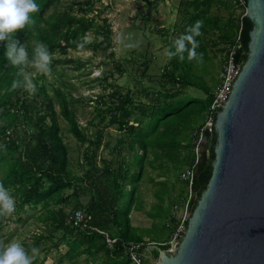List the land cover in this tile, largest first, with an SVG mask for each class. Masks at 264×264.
Here are the masks:
<instances>
[{
	"label": "trees",
	"instance_id": "trees-1",
	"mask_svg": "<svg viewBox=\"0 0 264 264\" xmlns=\"http://www.w3.org/2000/svg\"><path fill=\"white\" fill-rule=\"evenodd\" d=\"M94 2L36 0L40 6V12L33 16L34 27L18 31L15 38L21 43L26 42L30 58L33 54V42L37 40L44 42L50 52L56 53L51 65V68L55 70H58L56 69L58 64L65 66L73 61L68 56L70 50H80L74 41H79L91 31L95 32L96 37L85 48L107 50L113 29L107 22L102 25L96 21L94 15L90 16V13L94 11ZM214 2L215 0H182L179 13L183 25L180 27L178 37L195 21L203 20L201 31L204 35L197 38L200 44L197 52L204 54L205 61L207 51L204 38L206 33L219 34L218 39L229 45V53L230 47L236 44L237 35L241 29V46L236 48L234 57L236 62L243 65L248 57L249 32L253 25L246 16L240 18L239 15L236 17L237 20H234L233 12L228 19L215 15L209 16ZM231 2L235 6V0ZM76 6H79V9L74 11ZM233 11L236 10L233 9ZM99 37H102V41ZM173 41L169 42V48ZM214 44H217V41ZM4 50V45L0 44V110L5 108L2 113L0 111V116L4 119V123L0 125V141H3V148L8 150L12 158L5 162L2 157L6 163V169L0 177V182L10 190L11 195L17 197L20 211L26 207H40L45 211L40 219L51 228V231L39 234L35 242L53 238L60 232L59 242L68 246L63 258L73 260L87 254L94 258L90 264H132L126 253L125 245L132 240L144 241L143 236L135 233L131 212L137 199L138 184L143 176L145 161L150 153L153 155L151 162L163 161V157L172 160V146L181 142L178 138L181 125L175 121L173 116L180 114L188 102L198 99L192 97L184 101L179 91L158 90L153 92L149 95L150 99L152 95H158L165 102L160 106L153 104L148 107L145 112L148 119L145 125L141 126L140 123L129 124V118L133 113L131 106L134 105L131 95L127 94L124 98L119 97L113 107L101 112L107 114L114 111V114L110 116V122L117 123L119 129L124 132L126 139L122 140L121 144L128 142L130 149L134 152L133 166L137 170L128 176L125 174L127 162L119 160L116 167L114 161H106L102 171L94 169L95 163H90L87 171L80 176L70 168V152L62 135L59 115L62 114L65 117L71 132L82 144L89 142L91 145L99 146L102 132L96 140H90L88 133L80 127L76 109L66 93L60 87L55 88L60 105L59 114L52 98L47 95L46 86L38 85L37 79L34 80L37 86L35 99L39 102V109L37 110L38 117L33 118V104L28 102L29 92L24 89H11L17 70L8 65ZM195 67L199 70L204 69V66L200 68L195 60L189 61L186 53L183 61L178 58L169 60V64L163 69L162 77L165 79L163 84L201 88L206 92L210 105L214 94L213 88L201 74L197 73ZM38 92L43 93L46 99H43ZM13 98L14 101H12ZM19 125L22 126L20 134H17L16 138L6 140L7 131L12 129L16 132L18 130L16 126ZM206 137L208 141L203 142L196 166L192 211L212 174L214 131H207ZM86 155L85 161L89 162L92 156H88V153ZM195 157L193 156L191 160L187 155L180 157L179 164L175 168L180 169L183 164L194 163ZM74 187L75 192L72 195H65L66 189ZM82 193L90 195L85 206L80 202L68 210L63 206L70 202L72 196L77 195V198H80ZM80 208L85 212V217L82 226H77L74 224V216ZM170 217V211H167V219ZM107 238L116 239L113 246L108 244ZM149 241L161 242L154 239ZM58 244L54 245L58 246ZM163 248L166 247L163 246ZM99 252H104L105 257L97 261L95 256ZM152 254L158 257L157 251L153 250Z\"/></svg>",
	"mask_w": 264,
	"mask_h": 264
},
{
	"label": "rangeland",
	"instance_id": "rangeland-1",
	"mask_svg": "<svg viewBox=\"0 0 264 264\" xmlns=\"http://www.w3.org/2000/svg\"><path fill=\"white\" fill-rule=\"evenodd\" d=\"M80 1L84 3L86 0ZM88 1H95L94 11L90 13V16L94 15L96 21L102 25L107 22L113 29L108 49L70 50L68 56L73 61L65 66L58 64L56 66L58 70L52 68L51 77L36 73L34 69H28V71L33 73L34 84H36L34 80L37 79L38 85L46 86L47 95L52 98L59 114L60 105L55 88L60 87L66 93L76 109L80 127L88 133L90 140H96L102 132L99 146L91 145L89 142L82 144L71 132L65 117L62 114L59 115L62 135L70 152V168L80 176L87 171L90 163H95L94 169L102 171L106 161H114L116 167L119 160L127 162L125 174L128 176L137 170L133 166L134 152L130 149L128 142L121 144V141L126 139L124 132L119 129L117 123L110 122V116L114 114V111L107 114L101 112L113 107L119 97L124 98L127 94L131 95L134 105L131 106L133 113L129 118V124L140 123L141 126H144L148 119L145 115L146 109L153 104L160 106L165 102L158 95H152L150 99L149 95L153 92L158 90L179 91L184 101L192 97L198 99L188 102L180 114L173 116L175 121L181 125L178 131V138L181 142L172 146V160L163 157V161L151 162L152 153L146 159L143 176L138 184L137 199L131 212L132 225L136 234L143 236L147 241L153 239L165 241L171 237L176 228L175 222L170 218L167 219V211H170V214L172 210L177 211L174 205L179 204L180 206L182 198L188 192L186 184L179 178L187 164H183L180 169H176L175 166L179 164L180 157L187 155L191 160L195 156L193 135L196 127L205 122L209 108L207 94L203 89L190 86L179 87L170 83L163 84L165 83L162 77L163 69L169 64L165 50L169 49V42L178 37L180 27L183 25L179 13L182 0ZM78 9L79 6H76L74 11ZM233 9L235 6L231 0H215L209 16L215 15L228 19L233 12V19L237 20L236 17L239 15ZM121 34L130 35L132 38L131 41L125 40L124 43L139 42V46L133 49L125 48L118 40ZM88 35L91 41L96 37L93 31ZM217 35L219 34L206 33L204 42L207 55L204 63L199 64V67L204 66V69L194 68L210 84L214 92L221 82L229 48V45L218 39ZM99 40L102 41V37H99ZM215 41L217 44H214ZM39 94L46 99L43 93ZM35 98L36 93L34 95L29 93L28 102L33 104V118L36 119L39 102ZM169 100L170 98L167 102ZM4 109V107L1 108V113ZM103 117L105 119L102 120ZM3 123L4 119L0 116V125ZM16 127L18 130L10 131V135L5 137L6 140L16 138L17 134H20L22 126ZM87 153L88 156H92L89 162L85 161ZM2 157L5 162L12 158L8 150L3 148L1 140L0 177L6 169V163ZM126 188L129 189V187ZM74 192L75 187L66 189L64 193L72 195ZM12 196L16 201L15 211L10 217L0 218V240L6 244L10 241L20 242L29 255H32L31 249H38L33 264H90L93 261L94 258L87 254L73 260L63 258L68 246L59 242L60 232L53 238L35 242L39 234L51 231V228L40 219L45 211L40 207H26L20 211L17 197ZM89 199V193H82L80 198H77V195L72 196L70 202L63 206L67 210L79 202L85 206ZM79 210L85 214L82 208ZM55 243H59L58 246H55ZM104 257V252H99L95 259L99 261Z\"/></svg>",
	"mask_w": 264,
	"mask_h": 264
},
{
	"label": "water",
	"instance_id": "water-1",
	"mask_svg": "<svg viewBox=\"0 0 264 264\" xmlns=\"http://www.w3.org/2000/svg\"><path fill=\"white\" fill-rule=\"evenodd\" d=\"M246 17L248 57L217 109L211 177L176 251L150 245L157 264H264V0H247Z\"/></svg>",
	"mask_w": 264,
	"mask_h": 264
},
{
	"label": "clouds",
	"instance_id": "clouds-1",
	"mask_svg": "<svg viewBox=\"0 0 264 264\" xmlns=\"http://www.w3.org/2000/svg\"><path fill=\"white\" fill-rule=\"evenodd\" d=\"M40 12V6L36 0H0V44L4 45V57L8 65L15 68V78L12 81L11 89H24L34 95L37 86L33 83V73L28 69H34L36 73L51 77L52 61L56 53L50 52L48 46L42 41H34L33 54L29 57L27 45L15 38L18 31L34 27V14ZM203 20H197L185 29V32L177 37L172 46L165 50L169 60L178 58L185 59V53L189 61L195 60L198 64L204 63V54L198 53L200 44L198 37L204 33ZM131 36L121 34L118 37L120 43L127 49L139 46V42L124 43L131 41ZM91 42V37L85 34L79 41H74L77 48L83 50ZM174 49V50H173ZM16 201L4 184L0 182V218L10 217L15 211ZM32 255L23 247L20 242L10 241L7 244L0 240V264H33L38 249H31Z\"/></svg>",
	"mask_w": 264,
	"mask_h": 264
},
{
	"label": "built area",
	"instance_id": "built-area-1",
	"mask_svg": "<svg viewBox=\"0 0 264 264\" xmlns=\"http://www.w3.org/2000/svg\"><path fill=\"white\" fill-rule=\"evenodd\" d=\"M247 9V0H235V10L240 18L246 16ZM240 35L241 29L237 35L236 44L229 49L227 54V60L225 64V69L221 82L217 90L213 94V99L209 105L207 111V118L203 125L195 130L193 135L194 151H195V160L194 163L187 165L180 174V179L187 186V194L182 198V201L179 204L174 205L177 211L171 212L170 220L174 221L176 224L175 231L172 233L171 237L168 240L157 242V241H129L126 243V253L132 261V264H157L158 257H154L152 252L148 249L151 244L157 243L160 246H164L168 252L173 253L176 251L179 241L183 235V232L186 228V222L188 221L191 211H192V201L195 197L193 185L196 177V166L199 159V153L202 149L203 142L206 139V132L214 131V122L217 116V109L224 103V101L230 96L233 79L239 74L242 65L235 60V51L236 48H240ZM10 131H7V137L10 135ZM85 215L82 211H77L74 216V224L77 226H82ZM116 239L107 238V242L110 246H113ZM149 259V261H146Z\"/></svg>",
	"mask_w": 264,
	"mask_h": 264
},
{
	"label": "crops",
	"instance_id": "crops-1",
	"mask_svg": "<svg viewBox=\"0 0 264 264\" xmlns=\"http://www.w3.org/2000/svg\"><path fill=\"white\" fill-rule=\"evenodd\" d=\"M202 124H203V123H200V125H199V126H197V127H196V129H197V128H199V127H200Z\"/></svg>",
	"mask_w": 264,
	"mask_h": 264
}]
</instances>
